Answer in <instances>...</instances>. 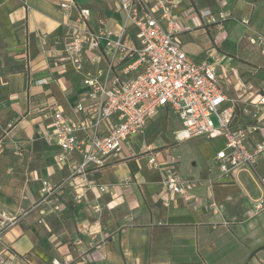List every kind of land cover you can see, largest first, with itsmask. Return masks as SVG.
<instances>
[{
  "label": "crops",
  "instance_id": "1",
  "mask_svg": "<svg viewBox=\"0 0 264 264\" xmlns=\"http://www.w3.org/2000/svg\"><path fill=\"white\" fill-rule=\"evenodd\" d=\"M61 1L0 0V219L18 217L4 233L11 264H264V158L253 169L220 173L214 156L225 139H177L182 122L168 107L103 167L67 181L69 169L57 161L60 147L46 138L51 111L81 119L86 72L100 80L110 73L102 50L95 51L98 63L86 60L83 71L67 61L71 38ZM75 1L91 9L95 30L125 22L119 0ZM177 10L184 16L177 34L182 49L197 61L220 58L221 84L235 102L233 127L257 122L251 111L264 92V0H179ZM118 122L112 115L99 130ZM259 124L250 143L264 141V110ZM145 144L159 150V168L148 163ZM173 157L185 179L198 181L189 195L163 184ZM44 181L53 191L39 203Z\"/></svg>",
  "mask_w": 264,
  "mask_h": 264
},
{
  "label": "built area",
  "instance_id": "2",
  "mask_svg": "<svg viewBox=\"0 0 264 264\" xmlns=\"http://www.w3.org/2000/svg\"><path fill=\"white\" fill-rule=\"evenodd\" d=\"M119 3L125 22L116 30L106 26L93 29L91 9L75 0L60 3L69 18L71 39L64 49L67 61L74 70L83 71L86 60L90 65L98 63L95 51L102 50L110 73L100 80L91 70L86 72L83 78L86 101L77 104L83 113L81 119L70 120L58 107L51 111L53 128L46 138L60 147L57 161L68 167L67 181L76 182L90 170L103 167L107 157L116 156L130 138L144 133L148 120L162 107L171 109L182 122L177 139L197 136L225 139L224 147L214 156L220 173L230 175L253 169L264 158V141L249 140L260 129L264 92L252 102L251 115L257 122L234 128L235 102L221 84L224 75L220 58L197 61L177 40L184 18L177 10L179 0H119ZM202 15H211V11L204 10ZM97 72L101 74L102 69ZM37 83H46V79ZM112 115H117L119 122L107 131H100V124ZM78 131L86 132L84 139L77 136ZM144 153L152 167H160L159 150L145 144ZM177 161L178 157H173L171 164L165 166L163 184L167 191L186 196L198 181L185 179L178 172ZM42 190L45 194L39 203L46 202L53 191L48 181H44ZM100 190L106 188L101 186ZM84 195L85 188L75 196L81 199ZM260 207L256 205V209ZM24 214L21 212L20 216ZM17 220L18 217L0 219V264H11L5 255L8 246L4 233ZM55 264L67 263L55 260Z\"/></svg>",
  "mask_w": 264,
  "mask_h": 264
},
{
  "label": "rangeland",
  "instance_id": "3",
  "mask_svg": "<svg viewBox=\"0 0 264 264\" xmlns=\"http://www.w3.org/2000/svg\"><path fill=\"white\" fill-rule=\"evenodd\" d=\"M169 119L171 120V121H175V118L171 115L170 117H169ZM214 120H215V117H214ZM216 121V120H215ZM159 122H160V117L156 120V127L159 125ZM158 131V128H156V132ZM212 144L215 146V145H217L218 144V142L217 141H213L212 142ZM145 147V146H144ZM145 149V148H144Z\"/></svg>",
  "mask_w": 264,
  "mask_h": 264
}]
</instances>
